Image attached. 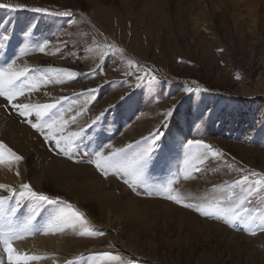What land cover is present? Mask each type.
<instances>
[{"label":"rangeland","instance_id":"obj_1","mask_svg":"<svg viewBox=\"0 0 264 264\" xmlns=\"http://www.w3.org/2000/svg\"><path fill=\"white\" fill-rule=\"evenodd\" d=\"M0 3L23 6L0 9V49L7 59L0 67L16 60L17 68L34 70L23 84L26 95L18 99L59 101L48 117L63 124L57 134H79L68 155L58 154L54 141L45 142L0 98L7 115L18 116L37 134L46 154L23 156L0 138L24 157L18 163L21 183L59 197L83 214L74 226L51 224L56 205H42L34 213L26 204L14 222L19 228L32 217L31 225L13 247L56 237H72L75 245L63 256L33 248L24 254L41 259L30 264H264V185L255 183L264 177V0ZM63 12L72 15H59ZM52 69L75 75L57 79ZM173 106L163 129L166 137L157 142L143 177L129 178L131 187L122 174L109 169L105 177L88 162L97 152L118 160L140 151ZM28 120L38 122L34 114ZM189 140H202L222 155H205V149L195 146L189 152ZM0 152L3 164H17L6 149ZM38 174L44 176L39 184ZM245 176L244 185L236 183ZM21 183L0 182L13 188ZM169 186L185 203L219 202L229 214L235 209L246 220L228 226L201 216L166 199ZM0 195L7 193L0 190ZM0 253V264H8L2 245Z\"/></svg>","mask_w":264,"mask_h":264},{"label":"snow or ice","instance_id":"obj_2","mask_svg":"<svg viewBox=\"0 0 264 264\" xmlns=\"http://www.w3.org/2000/svg\"><path fill=\"white\" fill-rule=\"evenodd\" d=\"M20 7L23 6L17 5L13 7L10 4L0 3V9L8 8L11 11H15ZM30 10L37 13H46V10L41 8H33ZM46 14L55 15V13ZM59 15L71 16L72 13L63 12L59 13ZM4 39L7 40L8 37L5 36ZM39 50L42 53L44 52L43 47ZM32 71L34 70L28 68L27 66L17 68L16 60H12L10 63H6L3 67H0V98L11 105L19 116L24 117L26 122H28L36 132L43 135L45 142L54 141V150L57 151L58 154L68 155L69 148L75 144L74 138H77L79 134L72 133L68 138H66L63 134H57L59 130L63 129V124L56 119H48V117L57 107V103H59V101L56 103L32 104L25 103L18 99L19 97L26 95L23 84ZM51 71L56 75L57 79L60 78L61 74L66 76L75 75V73L69 69H52ZM31 88H35V85H32ZM174 111L175 106L164 113L165 119L161 123V127L151 133L149 137L145 138L146 146L142 147L140 151H137L132 155L125 154L118 160H114L112 157L105 158L103 153L97 152L95 153L96 159H89L88 162L93 163L105 177H107L109 169H112L114 173L122 174L123 177H125L124 182L129 184L131 187L132 185L129 178L139 179L143 177L149 165L152 163L154 153L157 150V142L162 141V139L166 137V133L163 129L167 124L168 118L173 116ZM33 114L35 121L38 122L28 120V117L33 116ZM98 119L99 117L97 120ZM97 120H93L91 123L96 124ZM193 146L197 149H205V155L207 153H211L213 156L222 155L218 151H213L212 147L205 144L202 140H189L187 141V145L185 147H187L189 152H191ZM108 147H111V145ZM0 149H6L10 161L18 164L24 160L22 155H19L13 152L10 148H7L3 142H0ZM69 158H71V156H69ZM201 160H203V156H201ZM3 163V153L0 152V165ZM16 175H20L18 169L16 171ZM253 175L259 176L260 174L253 173ZM247 181L248 177L245 176L242 180H238L236 183L244 185ZM255 183L257 185H264V177L256 180ZM0 190L7 193V195H0V245L3 246V251L7 253L8 264H29L30 261L41 259V257L21 254L13 247L16 240L25 238L23 233L29 230L31 225L32 217H29L28 220H26L19 228H17L14 222L15 218L26 204L33 208L34 213L42 205H56L57 209L53 213V217L50 222L51 224L74 226V220H83V214L76 211L73 205L61 200L59 197L53 198L45 193L37 192L29 183H21L18 188L0 184ZM165 192L166 199L171 200L176 204H180L185 208H191L193 211H197L201 216L221 220L225 225L232 226L233 221L238 219L246 220V217L241 216L235 209H231L229 214L224 207L220 206L219 202L214 204H208L205 202V204L194 206L191 203H185L181 194L179 192L174 193L171 186L166 188ZM60 205H64V207H60ZM245 211H247V209H245ZM63 230L64 229L62 227L59 228V231ZM260 231H264V225L260 226ZM249 234L255 235L256 233L249 230ZM80 235H85V233L81 232Z\"/></svg>","mask_w":264,"mask_h":264},{"label":"bare ground","instance_id":"obj_3","mask_svg":"<svg viewBox=\"0 0 264 264\" xmlns=\"http://www.w3.org/2000/svg\"><path fill=\"white\" fill-rule=\"evenodd\" d=\"M98 20L100 18V15L96 12L95 15ZM101 21V20H100ZM102 22V21H101ZM6 50V49H5ZM3 51L0 49V66L3 65L4 61L7 59L4 57ZM7 55V54H6ZM26 61V60H25ZM33 62V61H32ZM26 63V62H25ZM23 64V63H22ZM18 65V63H17ZM20 65V64H19ZM25 66V65H24ZM55 90V89H54ZM45 91V90H44ZM51 95L55 96L57 92H54L53 90H50ZM41 98V97H40ZM47 98V97H46ZM51 99V98H50ZM42 101V100H41ZM3 102L0 100V138H2L7 144L13 147L14 150L20 152L23 156L26 155H35L42 157L46 156V154L42 152V141L39 140L38 136L30 127H26V125H22L20 123V119L18 116H9L5 112V110L2 108ZM77 124V123H76ZM78 125V124H77ZM36 159V158H35ZM40 159V158H39ZM38 159V160H39ZM48 160V159H47ZM50 160V159H49ZM52 160V159H51ZM12 162V161H11ZM10 162V163H11ZM13 164V163H12ZM16 164V163H15ZM59 164V163H58ZM51 165V164H50ZM53 165V164H52ZM12 166V168H10ZM20 164L16 165H7L2 164L0 166V182L2 183H11V184H19L23 181V173L19 170ZM23 168V167H22ZM17 169L19 170L20 175H16ZM77 173V172H76ZM79 173V171H78ZM37 174V173H36ZM43 177L41 174H38L36 177V183L39 184ZM94 177V176H93ZM98 178V177H97ZM92 179V177L90 178ZM89 179V180H90ZM82 180V179H81ZM94 182V181H93ZM98 182V181H97ZM96 182V183H97ZM83 183V182H82ZM64 185V184H63ZM103 185V184H102ZM59 186V185H58ZM81 186V185H80ZM101 186V185H100ZM16 187V186H15ZM58 188V187H57ZM62 188V187H61ZM86 188V187H85ZM104 188V187H103ZM59 189V188H58ZM101 189V188H100ZM88 190V189H87ZM80 191V190H79ZM104 191V190H103ZM88 192V191H87ZM86 192V193H87ZM90 192H88L89 195ZM108 193V192H107ZM79 194V193H78ZM82 194V193H81ZM84 194V193H83ZM95 194V192H94ZM99 194V193H98ZM101 194V193H100ZM86 195V197L88 196ZM99 197V196H98ZM89 198V197H87ZM101 198V197H99ZM107 198V197H106ZM91 199V197H90ZM94 199V198H93ZM82 200V199H81ZM87 200V199H85ZM99 200V199H98ZM88 201V200H87ZM91 201V200H90ZM103 202V201H102ZM109 202V200H108ZM104 204V203H103ZM111 204V203H110ZM131 209V208H130ZM139 212V211H138ZM127 216V215H126ZM187 216V215H186ZM183 217V215H182ZM127 218V217H126ZM158 218V217H157ZM187 219V218H186ZM124 222H127L126 220ZM147 222V221H146ZM178 222V221H177ZM180 222V220H179ZM120 223V222H119ZM60 237V236H59ZM65 237V236H64ZM72 238V237H71ZM69 239L66 238H38L34 239L32 241H22L18 242V244L15 245V249L17 252L24 254V252H28L29 254L33 250H39V248H42L43 250L49 249L50 251H53L55 253H59V255H68L70 251L73 250L74 243ZM74 239V238H73ZM101 241V240H100ZM27 253V254H28ZM28 254V255H29ZM70 255V254H69ZM3 255L0 253V261L3 260ZM66 257V256H65ZM2 264V263H1ZM5 264V263H4ZM30 264V263H29ZM36 264V263H33ZM39 264H55V260L42 262Z\"/></svg>","mask_w":264,"mask_h":264}]
</instances>
